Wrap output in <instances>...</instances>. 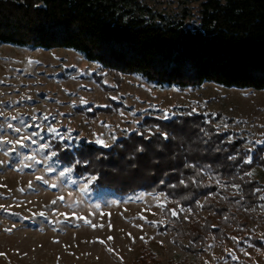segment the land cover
Returning a JSON list of instances; mask_svg holds the SVG:
<instances>
[{"label": "trees", "instance_id": "trees-1", "mask_svg": "<svg viewBox=\"0 0 264 264\" xmlns=\"http://www.w3.org/2000/svg\"><path fill=\"white\" fill-rule=\"evenodd\" d=\"M0 45L71 50L117 81L133 75L160 89L214 84L264 91V0H203L194 27L167 18L144 0H0ZM189 112L170 120L146 118L110 149L83 143L57 150L55 158L74 165L76 174L97 177L96 188L121 197L164 194L171 202L165 211L174 242L188 238L185 249L199 255L211 240L248 239L244 228L261 203L254 171L264 169V147L249 152L234 131H220L219 116ZM249 155L250 164L244 162ZM170 209L179 216H171ZM188 209L212 215L203 222L191 215L183 220ZM249 240L263 248L260 240Z\"/></svg>", "mask_w": 264, "mask_h": 264}, {"label": "rangeland", "instance_id": "rangeland-1", "mask_svg": "<svg viewBox=\"0 0 264 264\" xmlns=\"http://www.w3.org/2000/svg\"><path fill=\"white\" fill-rule=\"evenodd\" d=\"M144 1L167 18L184 19L192 27L200 23L203 0ZM29 60L34 63L29 64ZM0 81V101L4 102L6 116L19 113L26 122L51 124L62 135L71 130L72 138L61 140L53 139V133L45 128L41 133L44 140L36 138L37 145L18 149L23 155H31L33 149L46 142L51 148L44 151L45 156L83 143L107 150L138 131L146 118L162 116V110L176 113L171 119L193 109L199 114L219 116L220 131H234L252 151L264 147L254 143L264 140V91L226 89L214 84L188 90L160 89L133 75H124L117 81L71 50H28L8 45H0ZM81 99L88 103L81 104ZM32 115L39 119L33 122ZM44 115L49 116L48 121L43 120ZM113 135L117 137L115 141ZM9 136L15 138L10 130ZM97 138L110 147L95 143ZM41 159L37 154V160ZM0 161H7L0 164V185H4L0 186V205L8 208L0 209V253L4 254L0 255V264H264V200L260 199L255 219L244 228L248 239L211 240L197 255L185 249L188 238L180 239V244L174 242L175 233L168 229L165 211L171 202L164 194L159 200L156 196L160 194L144 192L121 197L96 188L95 181L81 193L80 187L88 183L81 177L90 174H76L74 165H64L55 157L23 171L15 170L19 167L15 154L9 158L0 152ZM47 167L53 170L44 171ZM67 167L73 171L61 177L59 173ZM37 175L44 176L50 184L55 182L57 187L36 180ZM254 177L262 185L260 197L264 196V169L257 168ZM141 194L143 199H135ZM61 195L64 201L50 203ZM74 201L77 206L69 207ZM41 211L46 215L39 216ZM73 212L97 227L72 218ZM60 213L69 214V220L64 221ZM190 215L203 222L212 214L202 209L196 213L184 210L181 217L184 220ZM7 228L12 231L6 232ZM250 238L260 240L263 248L255 247ZM229 253L237 259L233 260Z\"/></svg>", "mask_w": 264, "mask_h": 264}, {"label": "snow or ice", "instance_id": "snow-or-ice-1", "mask_svg": "<svg viewBox=\"0 0 264 264\" xmlns=\"http://www.w3.org/2000/svg\"><path fill=\"white\" fill-rule=\"evenodd\" d=\"M29 64L34 63V61L29 60L28 61ZM0 83H2V81H0ZM25 99H31V97H25ZM113 99H115V97H113ZM75 103V102H73ZM81 104H87L88 101L81 99L80 100ZM163 114L162 116L158 117L159 119H164V120H169L171 119L172 116L176 115V113H169L168 110H162ZM193 112H195V109L192 110V112H189L188 115H192ZM61 115H63V113H61ZM0 117L3 118L2 121H0V152H2L5 156L11 158L12 154H15V156L18 159L19 162V167L16 168L15 170L18 171H23L24 168H31L34 167V165L36 163H46L48 160H50L52 157H55L57 155V153L55 151H50L48 153V155H44V151L48 150L51 148V144L50 143H40L38 145V148L33 149L32 150V154L31 155H23L21 154L18 149L19 148H27L30 147L31 145H37L38 144V140L36 138H39V140H44V136L41 135V133L45 130V128L47 129V131L49 133H53V139L59 138L61 140H66V139H71V130L68 131L67 135H62L59 130L52 126L51 124L48 125H41V124H37V123H28L26 122V120L23 118V116L19 113L15 114V115H11L6 116L5 115V111H4V102L0 101ZM39 118L36 115H32L31 116V120L33 122H35L36 120H38ZM49 116L48 115H44L43 116V120L44 121H48ZM12 121H15L16 123H12ZM137 123H139L137 121ZM105 127H107V125H105ZM224 127L227 128L228 125L225 123ZM30 128H36L38 129L37 131H28V129ZM158 128V126H157ZM9 130L11 131V133L14 135V139L10 138L9 136ZM128 131V130H125ZM149 133H151V129L148 130ZM138 135L143 136L144 133L143 132H139L137 133ZM162 137L164 139H168V134L165 133H161ZM148 138V137H145ZM117 139V137H115L114 135L112 136V140L115 141ZM25 142H29V143H25ZM229 142H231V138H229ZM95 143L101 145L104 148H108L110 147V145L108 143H106L103 139H99L97 138L95 140ZM256 145H264V140H256L254 142ZM142 150V149H140ZM249 152H251V149H249ZM37 154H39L42 159L41 160H37ZM229 159H235L234 156H229ZM28 161H31L32 163H28ZM245 163H252V156L249 155L246 157V159L244 160ZM7 163V161H0V164H4ZM77 163H79V161H77ZM186 167H195L194 165L191 164H186ZM53 169L51 167H47L44 169V171H52ZM73 171L72 167H67L65 168L63 171H61L59 173V175L61 177L65 176L66 173H70ZM200 173L197 172V175H199ZM245 175L251 176L252 173L251 172H247L245 173ZM36 180L38 181H42L45 185H49L52 188H56L57 184L55 182L51 183L44 178V176L42 175H37L35 177ZM81 179L83 180H87L88 183L84 184L82 187H80L79 191L81 193L85 192L88 189V184L92 183L93 181H95L97 179V177L95 176H82ZM191 179V177L189 178ZM241 179H243V177H241ZM195 182V181H193ZM180 184H185V181L182 179L179 181ZM217 183H219V181H217ZM0 186H4V185H0ZM6 187V186H5ZM28 187L31 188L32 187V183L29 182ZM171 187H176V185H171ZM222 187H227V185H222ZM231 187H233L234 189H236L237 191L240 190V185L239 184H233L231 185ZM20 191H24L23 188L20 189ZM256 192H260L261 189H256ZM163 194L157 195L156 199L159 200L161 199V196ZM166 198V197H165ZM135 199H143V194H141L140 196L135 197ZM261 200H264V196L260 197ZM65 197L63 195L58 196L56 200H52L50 203L55 205L58 201H64ZM76 202L74 201L72 204L69 205V207L71 208H75ZM98 207V206H97ZM161 207H163V205H161ZM202 207V205H201ZM0 209H3L4 211H8V208H6L4 205H0ZM55 211V210H54ZM171 214V216L173 217H178L179 213L177 212L176 209H170L168 210ZM188 212L191 213V209H188ZM39 216H45L46 213L44 211H41L38 213ZM61 216L64 217V221H68L69 220V214L67 213H60ZM72 218L78 219V220H83V222L85 224L90 225L92 228H96L97 225L96 224H92L90 220H88L87 218L83 217V216H78L75 212L71 213ZM27 219V217H25ZM142 219H146V217H141ZM184 219H188L187 216L184 217ZM153 224H155L156 222L153 221ZM136 227L139 228H143L142 225H135ZM14 227V225H13ZM100 227H103V225H100ZM109 227H111V225H109ZM215 227V226H213ZM6 232H11L12 228H7L5 229ZM131 235V234H129ZM109 240H112V237L108 238ZM141 239L143 240L144 237H141ZM232 239H237L236 237H232ZM54 242H59V241H54ZM100 243H105L104 241H99ZM134 242V241H133ZM162 243V242H161ZM109 252H112L113 249L108 248L107 249ZM0 255H4L3 253H0ZM229 255L231 256V258L233 260L237 259V257H235L234 255H232L231 253H229Z\"/></svg>", "mask_w": 264, "mask_h": 264}]
</instances>
